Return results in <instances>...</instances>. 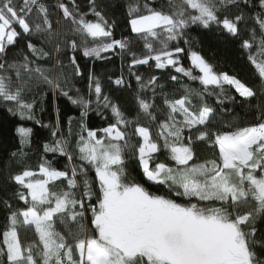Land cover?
<instances>
[{
  "label": "snow or ice",
  "instance_id": "1",
  "mask_svg": "<svg viewBox=\"0 0 264 264\" xmlns=\"http://www.w3.org/2000/svg\"><path fill=\"white\" fill-rule=\"evenodd\" d=\"M109 7L104 0H0V103L36 124L44 91L80 107L79 132L71 116L67 133L59 117L42 124L50 139L35 165L25 150L33 129L16 128L19 147L8 157L14 169L0 170L15 185L0 199V264H264V0H126L130 31L119 38ZM194 25L238 40L259 89L217 71L194 47ZM21 39L27 51L10 54ZM78 54L120 57V74L108 80L127 90L135 79L134 116L91 67L88 97L80 89L70 95V78L85 79ZM169 68L176 74L167 79L154 74ZM173 82L179 88H168ZM231 89L257 100L241 104L244 118L225 106L236 103ZM91 94L98 115L101 106L111 111L106 126L86 122ZM56 154L67 159L63 169L54 166ZM129 159L143 181L129 173Z\"/></svg>",
  "mask_w": 264,
  "mask_h": 264
},
{
  "label": "trees",
  "instance_id": "2",
  "mask_svg": "<svg viewBox=\"0 0 264 264\" xmlns=\"http://www.w3.org/2000/svg\"><path fill=\"white\" fill-rule=\"evenodd\" d=\"M50 2L54 3L55 0H50ZM77 2L82 6H86V0H77ZM104 2L110 5L109 9L107 10L109 17L117 21V26L115 29L117 38H119L122 31L124 35H128L130 29L126 27L127 13L124 7L126 0H104ZM82 10H86V7L82 8ZM189 36L195 38L193 41L194 47L216 66L217 71H226L229 74H235L248 85L259 89V77L255 73L254 67L247 61L246 54H242L243 50L240 49L238 40L228 36L227 34L221 33L215 28V26H213L211 30H205L194 25L189 31ZM39 41V37L33 38V42L36 43L38 47L44 46L47 50L49 46L41 45ZM181 45L183 46L182 42ZM19 48H24V50L27 51L25 40H18L16 48L9 49L10 54ZM78 55L79 63L85 69V79L70 78V85L66 89L69 91L70 95L75 96L76 89H80V94L85 95L86 98L88 97L89 94L87 89L86 73L87 69L91 67L98 75L101 76L104 83V91L111 96L113 101L119 103L121 109L124 110L128 116H134L136 114L133 99V89L136 87L135 79H130L129 82L131 83L132 88L127 90L118 88L108 80L109 76H112V78L115 79V77L120 74L122 68L120 57L112 56L108 62H105L104 60L85 58L82 56V54ZM64 62L67 63V60ZM182 62L186 67L190 63L186 57ZM50 65L51 62H46V66ZM145 70V68L140 69L141 72H144ZM124 71H127L126 67H124ZM154 74H163L165 79H167L168 76L176 73L173 69L169 68L166 71L156 70ZM182 82L190 83L194 88L201 87L198 81H189L186 77L182 78ZM172 87L179 88V84H175V82L170 83L168 88ZM230 94L236 96V103L233 104L232 102L226 101L225 106L227 108L234 109V113L239 115L241 118H244L245 112L248 111L246 107H241V104L247 105L251 103L252 105H255L257 103V100L255 99L250 101L243 100L238 94H235L234 89L230 90ZM90 98L92 100V104L90 105L91 110L89 111L86 118L88 126L92 128L106 126V122L111 120L110 109H103L101 106V111H103L104 116L102 117L98 115L96 97L94 94H91ZM259 99L264 101V96L259 97ZM43 100V105H41L39 102L35 105L36 118L40 119L42 124H55L57 117H59L62 132L67 133L69 129L68 117L71 116L74 118L71 124V130L74 133L79 132L80 107L78 105H73L67 97L59 94L58 92L53 95L51 91H44ZM209 102L215 104V97L209 98ZM157 103L159 104L160 101L158 100ZM9 106V104L0 103V170L6 168L14 169V165L8 159V157L12 151L19 147V136L16 133V128L18 126L30 127L33 129V132L30 136L31 143L25 148V150L29 152L30 156L28 163L33 165H35L38 162L39 157L43 155L42 145L46 140L50 139L51 133L50 128H45L42 126V124H36L33 120H22L18 114L8 111ZM41 107L43 108V111H41ZM224 115L226 118L231 119L233 113H224ZM141 122H145L143 118L141 119ZM47 158L51 160L53 158V154L49 153ZM66 162V157L56 154V160L54 164L55 167L63 169V166ZM127 169L132 176L143 181L142 174L137 167V161L129 159L127 162ZM94 175V171L90 172V176L94 177ZM6 176L7 171H4L3 175H0V199L6 198L8 195H10V192L15 189V185H7L5 183ZM146 186H148L152 191H164L162 187L158 189L152 185ZM10 202L13 203L14 206L17 203L20 206H23V202ZM4 218L5 212L3 207L0 206V223L4 222ZM29 235L31 236V233H29Z\"/></svg>",
  "mask_w": 264,
  "mask_h": 264
}]
</instances>
